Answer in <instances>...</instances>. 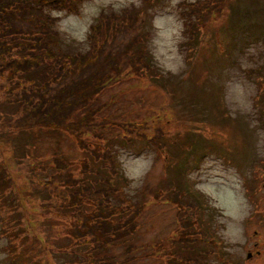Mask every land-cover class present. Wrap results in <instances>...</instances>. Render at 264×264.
Returning a JSON list of instances; mask_svg holds the SVG:
<instances>
[{
  "label": "rangeland",
  "instance_id": "1",
  "mask_svg": "<svg viewBox=\"0 0 264 264\" xmlns=\"http://www.w3.org/2000/svg\"><path fill=\"white\" fill-rule=\"evenodd\" d=\"M126 3L127 0H86L79 7V14L62 12L64 15L59 21H64L66 31L58 33L60 48L70 53L88 51L90 43L87 38L92 32L91 26L83 41L81 32L87 28L89 20L92 25L102 11L110 14L108 4H116L120 12ZM151 3L152 0H148L147 4L143 0L140 8L134 5L127 7L139 10L142 29L148 34V48L154 47L151 45L154 34ZM156 4H162L163 7L154 12L155 16L171 14L168 12L171 0H161ZM221 8V21H209L206 34L205 25L196 24L199 20L193 18L191 27L192 30L195 28L192 34L195 36L192 40L185 32L188 19L182 13L186 10L182 12L183 8L176 5L173 11L178 12L179 18L183 19V34L186 37V42L179 45L185 65L180 73L173 75L168 72L159 77L148 73L145 78L123 77L107 86L94 103L102 107L98 119L106 117L122 123L134 120L146 122L162 112H159L158 106L161 109L171 108L167 111L170 112L168 123L167 119L162 118L164 125L171 127L168 135L165 138L161 135L158 137L159 141L168 144L163 153L149 144L146 138L138 136L140 128L126 130L115 124L105 131L98 127V131L106 137V144L114 146L116 167L122 176H125L124 169L118 157H123L124 163L131 167L136 166L139 158L144 167L150 169L143 178L142 188L137 189L134 196L124 191L130 183L128 179L125 182L119 179L116 186L112 176L104 174L106 170L99 167L90 156L88 147H83L68 132L48 127L0 131V254H6L5 259H0V264H94L89 259L91 244L77 247L70 233L65 231L68 215L64 214L66 211L61 208V204H67L68 199L71 201L73 198L65 185L67 178L58 174L69 171L76 178L84 176L82 178L91 184L93 190L96 185L91 181L93 178L102 177L113 182L104 180L96 188L106 190L112 207L118 211L124 209L118 217L122 218L130 235L121 245L108 247V255L114 258H108L107 261L117 262L133 257V260L123 264H173L170 260L175 256L174 251L182 245L172 241L177 236L179 238L181 224L178 219L180 210L172 202L170 196L173 192L168 188L177 185L179 191L192 198L197 192L202 193L197 190V186L200 189L211 187L223 193L226 189L235 190L236 185L242 183L244 195L251 206L250 215L243 222L246 242L228 244L224 241L226 258L228 264H264V187L260 190L264 181L254 171L258 160L264 170V0H227ZM216 39L226 42L231 39L228 56L220 55ZM191 64L195 66L193 72L190 70L189 73ZM3 79L0 77V124L21 115L20 105L6 102L11 95L7 89L12 88L16 92L17 86ZM203 104L208 115L200 118ZM218 115H222L221 119ZM191 116L193 119H190ZM210 122L214 126L208 128L206 125ZM195 125L204 138L212 133L209 141L214 146L213 153L204 154L199 165L196 155L191 153L193 159L185 162L181 154H177L180 149H192L185 142L194 140L187 131ZM143 132L149 136L154 134L151 129ZM128 138L131 140L128 141ZM84 142L95 145L98 140L90 133ZM201 143L203 140H200ZM176 144H181V148ZM85 158L90 159L92 167L101 171L100 175L95 171L81 174L82 160ZM45 162L49 164L45 165ZM31 169L38 171L31 172ZM187 173L189 184H185ZM41 179L44 182L51 180L48 188H45L44 182L43 189L35 187V182ZM82 188L83 184L78 182L75 193L79 198ZM156 190H159L157 197L154 194ZM96 194L102 201L106 200L103 192L96 190ZM207 198L205 195L201 197L203 201ZM193 202L204 208L203 204ZM75 206L84 208L85 204L81 202ZM139 206H143L142 213L132 219L133 212L140 211L137 210ZM210 208L213 210V226L217 234L224 225L216 222L219 215L217 209ZM51 226L52 229L54 226L58 229H54V234L46 239ZM27 229H32L29 234H26ZM35 234L44 237L42 250V244L36 240ZM5 240L6 245L3 243ZM47 241H50L51 248H48ZM129 247L133 248L129 250ZM256 249L261 254L247 260V252L255 253ZM196 250L193 249L194 257ZM85 256L89 259L88 263Z\"/></svg>",
  "mask_w": 264,
  "mask_h": 264
},
{
  "label": "trees",
  "instance_id": "2",
  "mask_svg": "<svg viewBox=\"0 0 264 264\" xmlns=\"http://www.w3.org/2000/svg\"><path fill=\"white\" fill-rule=\"evenodd\" d=\"M80 1L0 0V77L4 78L3 81H8L10 85L17 86L16 92L12 88L7 89L11 95L6 102L20 105L19 114L21 113L19 117H15V120L3 121L6 123L0 124V131L11 129L22 131L33 127H48L68 132L74 135L83 147H88L90 156L99 164V167L106 170L104 174L112 176V181L118 186L116 182L119 179L125 182L127 178L122 176L116 167L114 146L109 147L106 144V137L98 131V127L104 128L105 131L111 129L110 127L113 128L115 124L126 130H130L131 127L140 128L138 136L146 138L163 152L168 144L165 141H159L158 137L161 135L165 138V135H168L171 127L169 125L166 127L162 118L167 119L168 123L170 112L167 111L171 108L161 109V106H158L159 112L162 111L168 115L162 112L154 115L153 119L159 124L156 126L153 119L146 120V122L134 120L131 123L111 121L106 117L98 119L97 115L101 113L102 107L94 103L98 101V96L102 91L118 79L131 76L145 78L148 77V73L157 74L159 77L164 76V73H161L150 54L147 47L148 34L142 31L140 12L136 8L124 7L118 12L116 6L109 5L110 14L102 11L96 23L91 26L92 32H89L87 38L90 49L80 53L64 52L59 46V32L54 27L56 18L50 15L49 7L75 11L79 8ZM226 2L227 0H196L195 3H191L183 0L179 6L183 8L182 12L186 10L182 13L188 19L185 32L187 34L195 32V28L192 30L191 22L193 18H196L199 20L196 24L205 25V34L209 21H221L223 15L221 5L223 6ZM205 107L204 104L201 106L200 118L208 115ZM78 114L79 117H77ZM221 117L222 115L219 116L220 119ZM194 122H196L195 119ZM206 126L211 128L214 125L210 122ZM150 129L154 133L152 136L143 132V130L149 131ZM189 132L192 138L199 136L200 140H204L203 143L211 144L209 135L212 133H208L204 138L196 125L187 131ZM90 133L98 140L97 144L84 142L86 135ZM194 141L195 139L192 143L197 149L198 142ZM89 160L88 158L82 160L81 174L95 171L100 175L101 171L92 167ZM57 162L67 164L60 160ZM44 164L47 165L49 162ZM30 171L38 170L31 169ZM255 173L257 175L256 171ZM58 176L67 178L65 185L70 189L73 198L71 201L68 199L67 204H61L63 206L61 208L66 211L64 214L68 215L65 231L70 233L73 244L76 243L74 245L77 247L91 244L89 259L94 264H123L133 260V257H126L117 262L107 261L108 258H114L113 255H108V247L113 244L121 245L130 235V230L126 229L124 221L118 217L120 211L124 209L118 211L112 207L106 190L96 188V185L99 186L104 180L107 183L113 182L102 177L93 178L91 181L96 184L93 190L91 184L82 178L84 176L76 178L70 171L58 174ZM43 182L44 179L37 180L35 187L43 189L45 185L42 184ZM78 182L83 184L80 198L75 193ZM44 183H46L45 188H48L51 180L48 179ZM96 190L99 193L103 192V196L106 197L105 201L100 199ZM172 192L170 197L180 210L178 219L181 224L179 232L181 234L172 242L182 246L176 252L174 251L175 256L170 261L173 264H210L205 261L209 255L208 250L205 252L207 244L214 243V249L219 248L217 240L210 238L202 226L205 220L202 219L201 212L208 213V211L205 206L202 208L193 202L194 200L197 204L204 205L203 201L194 196L191 198L187 193L184 194L177 186L172 188ZM81 202L85 204L84 208L75 206L80 205ZM86 205L89 207L87 208ZM139 209V212H133L132 219L142 213L143 206H139L137 210ZM57 213L59 214V211ZM54 229L58 228L54 226ZM54 229L51 226L46 239L52 233L54 234ZM203 229L206 234L201 236L196 234L198 230ZM31 230H28L26 234H29ZM34 237L42 244L40 247L42 250L44 237L38 234ZM47 243L48 248H51L50 241ZM132 248L129 247V250ZM195 248H197L196 257L193 256ZM181 249H183L182 252ZM89 259L85 256L87 263Z\"/></svg>",
  "mask_w": 264,
  "mask_h": 264
},
{
  "label": "clouds",
  "instance_id": "3",
  "mask_svg": "<svg viewBox=\"0 0 264 264\" xmlns=\"http://www.w3.org/2000/svg\"><path fill=\"white\" fill-rule=\"evenodd\" d=\"M181 2L182 0H171V7L168 9L171 14L155 16L152 20L154 34L151 39V45H154V47H150L149 51L157 67L161 68L165 75L168 72L178 75L185 67L183 56L179 49V45L186 42V37L183 34L184 21L179 18L178 12L173 11L176 5ZM190 2L195 3V0H190ZM133 5L140 8L143 6V0H127L125 6L132 7ZM50 15L53 18H58L64 14L57 10H51ZM91 22L89 20L87 28H84L81 32L82 41L86 39ZM54 27L61 33L66 31L63 20L59 21ZM118 159L121 161L125 177L130 181L124 191L134 196L136 190L142 188L143 178L150 169H146L139 158L135 167L125 164L123 157H118ZM197 190L202 191V194L208 197L209 206L217 209L219 213L216 217V222L224 225V227L217 231V235L222 237L228 244L245 243L243 222L250 215L251 206L244 195L243 184H237L235 190L226 189L223 193H219L211 187L200 189L197 186ZM3 243L6 245V240ZM227 250L232 251L233 249ZM5 258L6 254H0V259Z\"/></svg>",
  "mask_w": 264,
  "mask_h": 264
}]
</instances>
